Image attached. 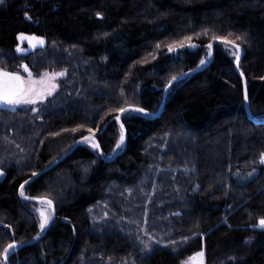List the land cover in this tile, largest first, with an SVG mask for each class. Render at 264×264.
I'll list each match as a JSON object with an SVG mask.
<instances>
[{
	"label": "trees",
	"instance_id": "1",
	"mask_svg": "<svg viewBox=\"0 0 264 264\" xmlns=\"http://www.w3.org/2000/svg\"><path fill=\"white\" fill-rule=\"evenodd\" d=\"M0 68L66 74L35 111L0 107V263L264 264V0H4ZM28 197L56 214L30 244Z\"/></svg>",
	"mask_w": 264,
	"mask_h": 264
},
{
	"label": "snow or ice",
	"instance_id": "2",
	"mask_svg": "<svg viewBox=\"0 0 264 264\" xmlns=\"http://www.w3.org/2000/svg\"><path fill=\"white\" fill-rule=\"evenodd\" d=\"M4 0H0V4H3ZM99 15V14H98ZM205 34H207V30L205 31ZM229 36L232 34L229 33ZM19 39L21 41L27 39L29 43L31 44L32 40H37L38 43H42V38H35V37H27L24 34H21ZM185 39H190V37H186ZM243 37L237 36L235 37V40H242ZM235 40H228L226 37L222 38V42L231 44L236 50V60L237 63L239 61V45L235 43ZM193 46L194 45H190ZM159 47V46H158ZM181 47L183 45L181 44ZM208 48H211L212 45L209 44L207 45ZM173 50L172 46H169V52ZM17 51H23L22 48L18 47ZM201 64H204L205 61H200ZM25 70H27V66H24ZM242 74V73H241ZM31 75V74H30ZM47 75V74H46ZM59 75H64V73H59ZM174 81L176 80V77L172 78ZM35 83V82H31ZM31 83L26 82L22 76L16 73H10L6 71L0 70V103H7V104H12V105H17V104H35L38 99L42 98L45 94L43 89H38L36 87H32ZM41 84L44 83V81H40ZM52 88H55L56 85L52 84ZM245 100L248 99L247 97V91L245 89ZM121 112L127 111V109H119ZM137 112L145 113V110L142 108H137L135 109ZM147 114V113H145ZM119 119V117H117ZM123 127V125H121ZM89 133L92 132V129H88ZM124 137L121 136V142H123ZM83 140L90 143L91 146L95 149H99V144L94 142L92 140L91 136H85L83 137ZM120 145L117 144V148H119ZM262 163H264V160H262ZM0 175H3L2 172H0ZM35 175V173H33ZM27 183V182H26ZM21 187V196H24V191H23V185ZM43 203H46L49 208L51 209L49 212H45L43 209L40 210V223H39V228L41 231L45 229V227L49 224L52 214L54 213V209L51 208L52 206V201L51 200H44L42 201ZM261 226H264V220L260 221ZM16 245L9 244L8 249H14ZM147 247V246H146ZM8 249L4 250V259H7L8 256ZM199 256H203V252L198 254Z\"/></svg>",
	"mask_w": 264,
	"mask_h": 264
},
{
	"label": "rangeland",
	"instance_id": "3",
	"mask_svg": "<svg viewBox=\"0 0 264 264\" xmlns=\"http://www.w3.org/2000/svg\"><path fill=\"white\" fill-rule=\"evenodd\" d=\"M59 73H63V72L59 71V70L55 71V70H52V69L43 70L40 73L35 74V75H32L30 72H28L26 75L23 76L24 80L26 82H29V83L35 82V83H31V86L32 87H36L38 89H43L44 92H45L44 96L42 98L38 99L35 104H17V105H12V104L3 103V104L0 105V107L8 109L10 111H13V110H17V111H21V110H23V111L24 110L35 111V109L38 106V104H40L41 102H45L47 100V98L52 97L53 95H55V93H57V91H59L60 83L66 77V74L59 75ZM42 80L44 81L43 84L40 83V81H42ZM52 84H55L56 87L52 88L51 87ZM88 136H91L92 140L94 142L98 143L96 141V137H94V134H89ZM84 143L88 144L92 149L95 150V148H93L90 143H88L86 141H84L83 144ZM119 145H120L119 149H122V147L125 145L124 139H123V142H119ZM2 176L3 175H0V178ZM36 199H39V198H36ZM36 203L38 205L35 208V211H36L37 215H39V218H40V210L41 209H43L45 212H49L51 210L49 208V206L46 203H43L42 201L36 202ZM127 226L129 227L130 224H128ZM198 254L199 253L194 254L193 257H191L189 259H186V261L181 262L180 264H204V255L201 257ZM7 263H9V262H7ZM0 264H6L5 263V259H3V262H1Z\"/></svg>",
	"mask_w": 264,
	"mask_h": 264
},
{
	"label": "water",
	"instance_id": "4",
	"mask_svg": "<svg viewBox=\"0 0 264 264\" xmlns=\"http://www.w3.org/2000/svg\"><path fill=\"white\" fill-rule=\"evenodd\" d=\"M25 36H27V37H35V38H40V37H37V36H30V35H27V34H24ZM20 37V36H19ZM19 41H21L20 39H19ZM220 41H222V40H220ZM22 42H25V43H27L28 45H30V51H32L33 49H35V48H38V47H41V46H43L44 45V40H42V43H38L37 42V40H32V42H31V44L29 43V41L27 40V39H25V40H23ZM226 44H228V43H226ZM192 45H194V44H192ZM212 45V44H211ZM229 45H231V44H229ZM194 47H196V45H194ZM213 53H214V49H213V45H212V47H211V58H210V60H209V62L207 63V64H205V65H203V66H200V67H198V69L196 70V72H198V70H201V69H203V68H205V67H207V66H209V64L212 62V60H213ZM239 61H240V59L243 57V50H242V48L239 46ZM0 70H2V71H6V72H10V73H16V72H14V71H8V70H5V69H1L0 68ZM17 74V73H16ZM245 83H246V81H245ZM1 104H3V103H0V105ZM246 108H247V112L249 113V109H248V104H247V106H246ZM129 109H130V107L129 108H127V111H129ZM136 109V108H135ZM163 109H164V106L162 105L161 106V108H160V110L155 114V116H157V115H159L162 111H163ZM126 111V112H127ZM95 137L97 136V134H95L94 135ZM71 153V151L70 152H68L67 154H65L63 157H61V159L59 160V161H62V159H64V158H66L67 156H68V154H70ZM59 161H57V162H55L52 166H54L56 163H58ZM42 172H40L39 174H41ZM39 174H36L33 178H31L29 181H31L32 179H35V178H37V177H39ZM27 200L29 199V200H31V201H34V202H40V201H44V200H49V199H47V198H44V197H42V198H39V199H36V198H26ZM52 208L54 209V213H53V215H52V217H51V220H50V222H49V224L47 225V227H46V229L42 232V234H41V236L39 237V238H42V236L47 232V230L51 227L50 225L53 223V220L55 219V217H56V214H55V205H54V202H52ZM13 245H17V244H13ZM8 249V248H7ZM5 263L6 264H9V263H7V260L5 259Z\"/></svg>",
	"mask_w": 264,
	"mask_h": 264
},
{
	"label": "bare ground",
	"instance_id": "5",
	"mask_svg": "<svg viewBox=\"0 0 264 264\" xmlns=\"http://www.w3.org/2000/svg\"><path fill=\"white\" fill-rule=\"evenodd\" d=\"M193 47V46H192ZM193 48H197V47H193ZM214 54V53H213ZM238 55H239V51H238ZM240 57V56H239ZM211 58V57H210ZM242 59V58H241ZM241 59H240V61H241ZM210 60V59H209ZM240 61H238V63H237V60H235V66L236 67H238L239 68V63H240ZM207 64V63H206ZM203 66V65H202ZM239 71V70H238ZM239 74L242 76V78L244 79V90L246 89V91H247V97H248V90H247V83H248V80L246 79V76L245 75H243V74H241V72L239 71ZM245 81H246V83H245ZM248 100V99H247ZM247 100H244L245 102H246V106H247V104H248V102H247ZM248 109H249V105H248ZM246 111H247V108H246ZM141 113V112H140ZM248 113V112H247ZM124 114H126V111L125 112H120V114L117 116V117H119V119H117V117H116V119L117 120H120L121 118V116L122 115H124ZM250 114V113H249ZM261 122H264L263 120H261ZM125 134H126V130H125ZM86 136H88V135H86ZM85 137V136H84ZM95 137V136H94ZM97 137V136H96ZM84 142V140H83V138H81V139H79L78 141H76L75 143H76V145L73 147V149H71L70 151H71V153L73 152V150L77 147V146H79V145H81L82 143ZM126 142V141H125ZM69 151V152H70ZM47 199H49V198H47ZM26 200V199H25ZM29 200V199H28ZM27 200V201H28ZM50 200V199H49ZM29 201H31V200H29ZM34 202V201H33ZM52 207V206H51ZM47 227V226H46ZM46 227H45V229H46ZM44 229V230H45ZM43 230V231H44ZM42 231V232H43ZM48 231V230H47ZM42 232H41V234H42ZM41 234L39 235V236H37L33 241H30L29 243H26V244H30L31 242H36V241H38V240H41L42 238H39L40 236H41ZM46 234V233H45ZM44 234V235H45ZM43 235V236H44ZM42 236V237H43Z\"/></svg>",
	"mask_w": 264,
	"mask_h": 264
}]
</instances>
